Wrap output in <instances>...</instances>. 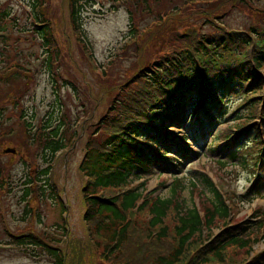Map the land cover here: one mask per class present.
I'll return each instance as SVG.
<instances>
[{
  "label": "rangeland",
  "instance_id": "rangeland-1",
  "mask_svg": "<svg viewBox=\"0 0 264 264\" xmlns=\"http://www.w3.org/2000/svg\"><path fill=\"white\" fill-rule=\"evenodd\" d=\"M238 1L151 0L148 10L137 8L132 14L121 1H91L82 8L85 34L82 41L70 20L69 0H46L43 12L51 26L50 42L53 43L49 56V52L45 54L44 42L30 18V0H0V10L6 8L10 13L4 23L6 36H0V168L9 175L4 188L0 180V264H55L54 257L43 247L16 244L14 235L22 233H33L58 245L65 254L66 264H116L104 260L105 239L101 242L85 220L90 203L84 187L89 179L80 166L86 158V148L103 144L107 130L114 128L111 125L110 129L105 127L104 130L103 126L98 129L101 122L109 121L108 118L105 120V114L109 113L112 120L117 117L116 111L123 109V102L130 103V96L140 85L138 80H143L140 75L143 69L151 67L174 48L182 47L175 38L177 34L209 35L219 29L221 22L226 28L240 30L263 25L264 0ZM132 24L136 28L134 33L130 29ZM10 65H17V68L10 69L6 75L5 69ZM11 73H16L17 77L6 82ZM259 93L263 100L264 84ZM58 102L62 111L61 114L57 110L52 112V122H58L60 118L65 124L70 146L60 150L50 161L54 187L49 189L47 186L48 197L41 196L42 199L37 186L34 191L40 199L35 197L28 203L22 199L25 187L22 183L35 176L37 169L47 163L24 120L33 117L34 124L44 121L52 107L58 108ZM238 102V94L229 96L228 112L205 138L195 142L189 134L190 145L198 146L201 155L196 159L189 158L178 174L163 172L155 166L152 172L132 183L144 181L145 194L166 198L171 196L173 184L177 182L174 203H180L181 211L192 205L200 208L208 205L214 198L213 191L218 189L233 206L228 220H216L211 229L215 235L226 225L247 220L252 228L260 226L252 230L256 235L251 233V238L256 236V239L250 247L231 251L235 262L247 256V260H251L264 249V186L259 194L250 191L253 184L248 178V171L252 169L250 163L245 162L241 154L232 158L222 153L230 147L231 151L239 145L250 146L251 138L241 137L235 142L236 134L228 142L223 141L229 128L241 123L237 115L250 114L246 107H238ZM255 116L249 125L256 123L259 135L263 136L264 121L259 115ZM196 128L201 129L199 124ZM251 132V136H255ZM214 135L220 140H215ZM90 139L92 145L88 144ZM211 142L212 149L209 148ZM222 144L226 147L218 149ZM181 145L185 143L181 142ZM8 147L15 148L16 152L6 151ZM31 169L33 173L29 175ZM259 172L264 177V166ZM38 179L42 183L45 176L39 174ZM54 190L58 194L56 200L48 195ZM101 194L111 197L115 192ZM141 202L139 200L138 204ZM26 209H31L32 214ZM131 216L134 226L125 248L129 253H135L138 241L147 244L150 251L166 248L167 242H157L155 235L148 233L143 222V218L148 217L145 212H132ZM174 222L171 212L166 223L172 226ZM139 223L143 225L139 226ZM205 236H208L206 232ZM205 238L195 237L190 247L197 248ZM126 259L122 262L118 259V264L125 263Z\"/></svg>",
  "mask_w": 264,
  "mask_h": 264
},
{
  "label": "trees",
  "instance_id": "trees-1",
  "mask_svg": "<svg viewBox=\"0 0 264 264\" xmlns=\"http://www.w3.org/2000/svg\"><path fill=\"white\" fill-rule=\"evenodd\" d=\"M91 1L95 0H69L70 20L82 41L85 40L82 8ZM116 1H121L131 14L134 13L133 9L148 10L151 7V0ZM45 2L30 0L28 6H31L30 18L44 42L45 54L49 52L50 56L52 31L43 12ZM8 12L6 8L0 10V36L3 37L6 36L4 23L10 18ZM218 27L209 35L197 33L191 37L184 33L177 34L175 38L182 47L174 48L173 52L153 62L151 67L143 69L140 74L143 80H138L140 85L129 98L132 102H123V109L116 111L117 117L111 120L114 128L112 131L107 130L103 144L86 148V158L80 166L89 179L84 187L86 199L90 203L85 220L91 224V228L96 231L94 235L101 242L105 239L106 262L115 261L118 264V259L122 262L127 257L125 263L121 264H264V252L251 260H247V256L237 262L233 261L234 256L230 254L236 248L250 247L256 239V236L251 238L252 234L256 235L252 230L259 229V225L252 228L247 220L241 224L226 225L217 235L211 230L216 220H228L233 206L232 201L218 189L213 191L214 198L208 205L204 204L201 208L192 205L181 211L180 203H174L177 182L173 184L171 196L166 198L145 194L144 181L132 184L136 178L152 172L155 166L163 172L175 174L180 172L190 155L200 156V150L190 145L189 136L198 142L207 133L211 134L216 123L221 122L228 112L229 96L238 94V107H247L246 111L250 114L237 115L241 123L229 128L223 141L227 142L233 131H240L236 140L251 131L256 134L257 138L249 141L251 146L243 149V145H240L230 152V156L234 158L237 153H241L243 160L250 163L252 169L248 173L254 181L250 191L259 194L263 188L264 177L259 170L264 166V142L256 123L248 124L256 118L255 115L264 121V99L259 93L264 84V23L247 30L226 28L222 22ZM130 29L131 33L136 31L133 24ZM15 68L17 65H10L5 69L6 75ZM16 77V73H11L6 82ZM55 110L61 114L60 102L58 108L52 107L46 119L40 123L34 124L33 117L29 121L24 120L27 129L31 130L33 141L37 140L41 148L42 159L47 163L45 167L37 169L35 176L31 169L29 175L32 177L22 183L25 185L22 199L28 203L35 197H48L47 186L49 189L54 187L50 177L53 170L50 161L60 150L70 146L65 124L60 118L58 122H52V112ZM196 124L201 129L196 128ZM213 137L219 139L216 135ZM181 142L185 145H181ZM88 144L92 145L91 139ZM224 144L219 145L218 149H223ZM200 145L203 146V142ZM209 146L213 148L212 142ZM222 153L226 154L227 151ZM171 155L179 156L180 160ZM39 174L45 176L42 183H39ZM8 178L9 175H5L0 168L2 188L9 181ZM36 187L40 189V197L35 195ZM100 192H115V195H99ZM48 195L55 200L58 198L56 190ZM245 197L250 198L249 195ZM139 200H142L140 204ZM26 211L32 214L31 209ZM141 211L148 215L143 218L148 233L155 235L157 242H167L163 250L150 251L146 248L147 244L141 241L137 242L135 253L131 254L125 249L134 226L131 213ZM171 212L175 222L169 226L166 219ZM138 225L142 226L143 223ZM205 232L208 236H205ZM200 236L206 238L192 249L193 239ZM13 240L19 245H39L54 257L55 264H66L65 254L58 245L54 246L38 235L22 233L14 235ZM122 251L124 254H121Z\"/></svg>",
  "mask_w": 264,
  "mask_h": 264
},
{
  "label": "bare ground",
  "instance_id": "bare-ground-1",
  "mask_svg": "<svg viewBox=\"0 0 264 264\" xmlns=\"http://www.w3.org/2000/svg\"><path fill=\"white\" fill-rule=\"evenodd\" d=\"M128 102H132V101L129 99ZM112 106H113V103H112ZM107 118L109 119V121H108V122H105L106 126H105V124H104L103 122H101L100 127H99L98 129H102L101 126H103V129H104V130H105V127L108 128V129H110V127H111V115H110L109 113L105 114V120H106ZM110 130H111V129H110ZM263 252H264V249L261 250L260 252H258L256 255L261 254V253H263ZM256 255H255V256H256ZM255 256H254V257H255Z\"/></svg>",
  "mask_w": 264,
  "mask_h": 264
},
{
  "label": "water",
  "instance_id": "water-1",
  "mask_svg": "<svg viewBox=\"0 0 264 264\" xmlns=\"http://www.w3.org/2000/svg\"><path fill=\"white\" fill-rule=\"evenodd\" d=\"M6 151L16 152V149H15V148L12 149V147H11V148L8 147V148L6 149Z\"/></svg>",
  "mask_w": 264,
  "mask_h": 264
}]
</instances>
